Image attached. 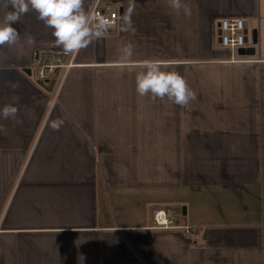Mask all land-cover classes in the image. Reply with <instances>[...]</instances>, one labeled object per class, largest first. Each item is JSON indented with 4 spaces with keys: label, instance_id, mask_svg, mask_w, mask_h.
Instances as JSON below:
<instances>
[{
    "label": "crops",
    "instance_id": "obj_1",
    "mask_svg": "<svg viewBox=\"0 0 264 264\" xmlns=\"http://www.w3.org/2000/svg\"><path fill=\"white\" fill-rule=\"evenodd\" d=\"M104 2L116 26L75 56L35 12L12 26L36 45L0 49V108L20 120L0 119V264H264V0H183L191 17L136 0L135 34L120 31L128 0ZM220 18L255 32L253 55L220 46ZM52 53L62 66L41 84ZM146 59L196 100L139 97Z\"/></svg>",
    "mask_w": 264,
    "mask_h": 264
},
{
    "label": "clouds",
    "instance_id": "obj_2",
    "mask_svg": "<svg viewBox=\"0 0 264 264\" xmlns=\"http://www.w3.org/2000/svg\"><path fill=\"white\" fill-rule=\"evenodd\" d=\"M168 5L177 12L182 11L186 17L192 15L191 7L183 0H168ZM135 9L136 0H128V6L119 18L121 32L135 34L132 20ZM0 10L3 12L0 19V49H11L17 45L33 48L36 45L35 37L28 33L21 41V33L12 26L20 23L21 18L29 12H35L36 19L51 30L54 46L61 49L65 56H75L93 42L99 41L115 23L113 19L86 9L85 0H0ZM119 56L120 62H130L134 56V45L122 42ZM162 63L153 59L142 62V70L135 75L137 95L148 97L152 102L167 99L172 104L187 107L196 100V93L179 72L162 70ZM18 111L11 104L5 105L0 108V119L20 123ZM64 123L63 119H54L50 121L49 127L59 131ZM0 132H6L3 125H0Z\"/></svg>",
    "mask_w": 264,
    "mask_h": 264
},
{
    "label": "built area",
    "instance_id": "obj_3",
    "mask_svg": "<svg viewBox=\"0 0 264 264\" xmlns=\"http://www.w3.org/2000/svg\"><path fill=\"white\" fill-rule=\"evenodd\" d=\"M88 10L95 11L105 18L115 20L113 25H115L118 20L117 9H113L110 5H106L100 0H92ZM216 26L219 32L218 39L221 47L230 51H237L240 48L245 49L249 45V43L245 42L247 34H245L246 31L244 30L243 21L241 19L220 18L217 20ZM53 54L54 53H52V55ZM48 57L51 61L55 60L57 65L49 66V63L46 60ZM61 66L59 57L52 58L49 54V56L40 59V62H38L35 68L39 82L41 84L43 82L49 83L52 80V75H54L55 69ZM153 221L158 228H165V226L170 223L165 219L161 211H156L154 213Z\"/></svg>",
    "mask_w": 264,
    "mask_h": 264
},
{
    "label": "water",
    "instance_id": "obj_4",
    "mask_svg": "<svg viewBox=\"0 0 264 264\" xmlns=\"http://www.w3.org/2000/svg\"><path fill=\"white\" fill-rule=\"evenodd\" d=\"M245 34H248V33L245 32ZM218 35H219V33H218ZM245 42L249 43L248 47H246L245 49H243V48L238 49L237 50V54L240 55V56H251V55H253V47H252V45H254L255 42H256V35H255L254 31L250 32L249 41H248L247 36H246ZM23 71L25 73H29V71L27 69H25ZM181 212H182V214H184V207H182Z\"/></svg>",
    "mask_w": 264,
    "mask_h": 264
},
{
    "label": "rangeland",
    "instance_id": "obj_5",
    "mask_svg": "<svg viewBox=\"0 0 264 264\" xmlns=\"http://www.w3.org/2000/svg\"><path fill=\"white\" fill-rule=\"evenodd\" d=\"M100 1H102V3H104V4H106V5H110V4L106 3V2H104V0H100ZM91 2H92V0L89 1V4H88V7H87V8H89V5L91 4ZM110 6H111V5H110ZM111 7H112L113 9H115L113 6H111ZM115 10H116V9H115ZM114 26H116V24L113 25L112 27H114ZM112 27H110V29H111ZM249 34H250V33H249ZM249 34H247V39H248V41H249ZM51 56H52V58H54V57H59V56H61V54H60V55H57V54L54 55V54H53V55H51ZM59 58H60V57H59ZM46 60H47V62L49 63V64H48L49 66H50V65H51V66H53V65H57V62H56L55 60L51 61V59H50L49 57H48ZM50 61H51V62H50ZM44 70H45V69H44ZM58 74H59L58 71H57L56 73L54 72V75L57 76ZM177 215L180 216L178 210H177Z\"/></svg>",
    "mask_w": 264,
    "mask_h": 264
}]
</instances>
